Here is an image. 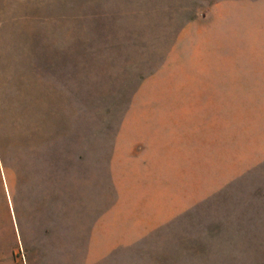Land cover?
<instances>
[{
  "label": "rangeland",
  "instance_id": "rangeland-1",
  "mask_svg": "<svg viewBox=\"0 0 264 264\" xmlns=\"http://www.w3.org/2000/svg\"><path fill=\"white\" fill-rule=\"evenodd\" d=\"M0 125L32 149L27 175L0 168V264H264L259 225L250 260L178 226L87 260L120 125L264 134V0H0ZM248 184L264 165L230 189Z\"/></svg>",
  "mask_w": 264,
  "mask_h": 264
},
{
  "label": "crops",
  "instance_id": "crops-1",
  "mask_svg": "<svg viewBox=\"0 0 264 264\" xmlns=\"http://www.w3.org/2000/svg\"><path fill=\"white\" fill-rule=\"evenodd\" d=\"M263 165L264 134L256 125H120L109 161L114 198L91 228L88 262L166 226L184 229L186 250L189 241L204 250L217 236L256 257L264 191L247 195L251 183L230 188Z\"/></svg>",
  "mask_w": 264,
  "mask_h": 264
},
{
  "label": "trees",
  "instance_id": "trees-1",
  "mask_svg": "<svg viewBox=\"0 0 264 264\" xmlns=\"http://www.w3.org/2000/svg\"><path fill=\"white\" fill-rule=\"evenodd\" d=\"M10 86L9 90L11 89ZM9 92L7 91L6 95ZM6 98L8 99L7 105L10 106L12 101L9 94ZM17 127L18 125H0V168L11 170L18 177H22L28 174L27 158L31 154L32 149L25 147L18 140L16 137Z\"/></svg>",
  "mask_w": 264,
  "mask_h": 264
}]
</instances>
